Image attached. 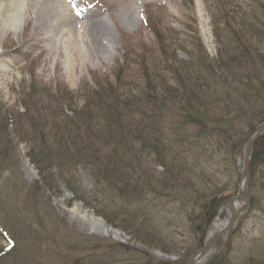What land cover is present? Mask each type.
<instances>
[{"label": "rangeland", "instance_id": "1", "mask_svg": "<svg viewBox=\"0 0 264 264\" xmlns=\"http://www.w3.org/2000/svg\"><path fill=\"white\" fill-rule=\"evenodd\" d=\"M38 6L19 35L4 39L16 51L0 57L9 68L0 77V264H180L201 240L212 196L220 204L203 242L225 221L220 209L243 180L237 145L264 121V0ZM136 7L137 22L125 26L122 12ZM106 16L110 61L74 57L70 76L63 47L49 55L46 34L57 21L72 26V40L81 25L99 36L95 21ZM161 105L171 110L166 126L182 123L184 110L202 114L213 131L180 125L181 143L154 147L169 129L144 125L138 113ZM238 109L244 115L233 120ZM115 134L131 166L113 173L115 144L100 143ZM79 144L86 154L77 157ZM106 169L112 178L98 179ZM250 170L233 229L198 264H264V161ZM90 218L103 228L91 229Z\"/></svg>", "mask_w": 264, "mask_h": 264}, {"label": "bare ground", "instance_id": "2", "mask_svg": "<svg viewBox=\"0 0 264 264\" xmlns=\"http://www.w3.org/2000/svg\"><path fill=\"white\" fill-rule=\"evenodd\" d=\"M41 1L43 0H0V57L3 56L5 53H11L16 51L15 49L12 51H10L9 49H5L4 39L8 34L12 35L13 37L19 35L28 17L31 19H35L34 17L37 16L36 13L39 8L38 5L41 4ZM137 14V7L134 9L133 14L131 15L126 13L125 11L122 12V23L125 24V26L130 27L131 25L137 22ZM95 23L98 26L104 27V30L101 31V34H99V36H97L92 31L90 26L88 27L86 25H81L79 27H76L78 28L79 32L78 34H76V38L74 37L72 40L71 35H69L71 32L74 33V29L72 28V26L66 22L62 26H60L57 21H54L53 23L54 29H52V31L46 34L45 39L50 42L48 49L49 55L54 54L56 56L57 49H59L57 47L60 45L61 47H63V59L65 62L66 69L68 73H70V76H72V71L70 72V67H72V61L74 57H76L80 61L81 65L89 63L92 66L99 65L100 60H103V62L107 64V62H109L111 59L114 50V43L110 36L111 34H109L110 21L108 17H102L95 21ZM8 71L9 68L6 65V62L1 61L0 59V77L3 78ZM263 136L264 134L262 135V137ZM243 200L245 199L242 198L236 204L237 211L243 204ZM72 213L79 214V211L75 207L74 209H72ZM220 213L225 215V221L221 222L216 220L209 232L208 237L214 236L224 227L229 213L227 205L220 209ZM89 226L93 230H99L100 228H103V223L99 219L90 218ZM204 257L198 259L195 264L201 263L204 260Z\"/></svg>", "mask_w": 264, "mask_h": 264}, {"label": "trees", "instance_id": "3", "mask_svg": "<svg viewBox=\"0 0 264 264\" xmlns=\"http://www.w3.org/2000/svg\"><path fill=\"white\" fill-rule=\"evenodd\" d=\"M168 111L171 112V110L168 107H164V105L163 106L161 105L159 107H153V109H151L150 112L149 111H145V113H138V116H140L141 119L147 120L144 125H146V124L152 125L153 124V126H155L156 128H159V129L160 128H163L165 131H166L167 128L169 129V131H168L169 134H166V136H165V134H163L162 136H159V137L156 136L155 137L156 140L155 141L152 140L150 142L154 147H155L154 144H157V145L160 146L161 144L164 143V145H166V147H169L172 144H175V143L176 144H179V143H181L180 140H183V139L180 138V136H182L181 135L182 132H183L182 131V128H183L182 126H184V125H191L192 124L194 127L198 128V130L196 131V134L197 135L202 134L205 130L207 132L213 131L211 129V127H209V125H208L209 121H207L203 117L202 114H200L201 115V117H200L199 114L196 115L193 111H184V110L181 111L179 113V115H178L179 117L182 118V120H183L182 123H179V124L177 123V124H172V125L170 124V126H166V124L164 123V121H165L164 118H165V115H167V112ZM237 114L240 117L244 115L243 111H241V110L238 109V111H235V113H234L233 120L236 118V115ZM141 122L142 121H140L139 124H141ZM180 125H182V126H180ZM84 126L82 128L85 129V132L89 134V135L88 134H86V135L90 136L91 135V132L89 130L90 127H87L86 125H84ZM251 129H252V127L250 128V130ZM106 130H108V129H106ZM142 132L144 133V131H142ZM139 135H140V133H139ZM113 136L115 138H117L118 140H115V139H113L112 137L109 136V137H107L108 139L105 142L102 141L100 143V145H102V143H104L106 145H109L110 142H112V143L115 144L114 145V148L111 150V153H110V156L111 157L109 159L114 164L111 169H112V172L115 173L116 170L119 167L120 168L122 167L121 165H123L125 167H130L131 166V162L129 161L128 156L125 155V152H127L125 150L126 149V140H125V138H123V136L121 134L119 136H116V134L113 135ZM247 137H245V139L241 140V142L238 143L237 148H236V149H238L237 150L238 152L240 151V148L242 149V144H244V142H245V140H246ZM224 138L227 139L226 137H224ZM86 140H87L86 141L87 144H90L91 145V140L89 138L86 139ZM139 141L140 140H138V142ZM62 142L64 144L65 139ZM145 142L146 141H144V143ZM73 143H75L74 140H73ZM90 145H88V146H90ZM75 154H77V157L78 156L80 157V156H83V155L86 154V148L84 147L83 144L82 145L79 144L77 146V149L75 150ZM87 155H89V154H87ZM160 155H162L164 157V154H160ZM100 158H102V157L101 156H98L97 159L100 160ZM263 161H264V136L261 137L256 142V144H255L254 151L252 153L251 162H250L251 163L250 164V169L253 168V165L262 164ZM105 171H106V173H103L102 175H100L98 177V179H100V180L102 179L104 181L107 178H112L111 174H109V172H108V169H106ZM115 178H116V180H118V178L120 179V177H118V175ZM109 181H111V180H109ZM117 183H118V185L124 187L120 181H117ZM216 196H212L208 200V202L206 204H204L205 206L203 207V209L204 210L206 209V213H205V216L206 217H204V219L201 220V225H199V228H198V231L201 230V233L203 235L201 237L200 242H198V244L196 246V249H198L199 247H201L204 244L203 241H204V236H205L206 229L208 228V225L212 221V219H213V217H214V215H215V213H216V211H217V209L219 207L220 202L218 201V199H216ZM200 226H202V227L200 228ZM202 228H203V230H202ZM212 263H213V261L210 262V263H208V264H212ZM180 264H182V261L180 262Z\"/></svg>", "mask_w": 264, "mask_h": 264}, {"label": "water", "instance_id": "4", "mask_svg": "<svg viewBox=\"0 0 264 264\" xmlns=\"http://www.w3.org/2000/svg\"><path fill=\"white\" fill-rule=\"evenodd\" d=\"M264 134V121L260 123L252 133L246 138L243 149H242V160H241V174L243 177V184L241 189L234 195L227 199L226 205L228 208V218L224 227L217 232L214 236L208 237L204 244L192 252L186 257L182 264H195V262L208 254L211 249L216 245V243L221 239L229 235L233 229L237 220V206L236 204L245 197H247L249 192L250 184V161L252 158V153L254 151V146L260 137Z\"/></svg>", "mask_w": 264, "mask_h": 264}]
</instances>
